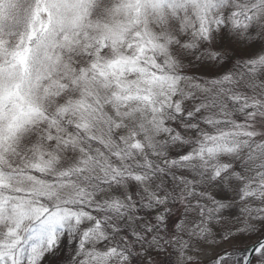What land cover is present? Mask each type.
Wrapping results in <instances>:
<instances>
[{"label": "snow or ice", "instance_id": "1", "mask_svg": "<svg viewBox=\"0 0 264 264\" xmlns=\"http://www.w3.org/2000/svg\"><path fill=\"white\" fill-rule=\"evenodd\" d=\"M0 264H264V0H0Z\"/></svg>", "mask_w": 264, "mask_h": 264}]
</instances>
